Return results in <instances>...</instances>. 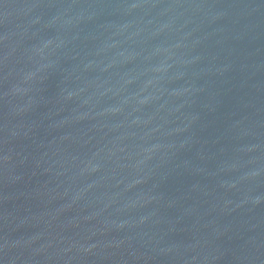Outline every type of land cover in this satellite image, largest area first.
<instances>
[{
    "label": "water",
    "instance_id": "95a60500",
    "mask_svg": "<svg viewBox=\"0 0 264 264\" xmlns=\"http://www.w3.org/2000/svg\"><path fill=\"white\" fill-rule=\"evenodd\" d=\"M0 264H264V0H0Z\"/></svg>",
    "mask_w": 264,
    "mask_h": 264
}]
</instances>
